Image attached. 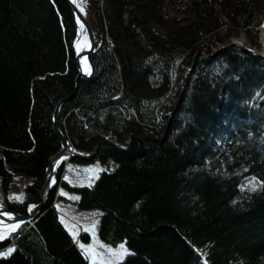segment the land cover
Segmentation results:
<instances>
[{
	"label": "trees",
	"instance_id": "obj_1",
	"mask_svg": "<svg viewBox=\"0 0 264 264\" xmlns=\"http://www.w3.org/2000/svg\"><path fill=\"white\" fill-rule=\"evenodd\" d=\"M83 1L103 37L75 88L65 0H0V205L25 213L37 202L63 96L59 126L74 149L98 145L66 166H116L87 185L60 180V164L34 226L0 239L13 247L0 264H90L51 206L58 187L101 210L100 238L129 247L116 264H264V59L237 46L209 58L234 29L258 37L264 0H189L182 18L167 0ZM220 123L233 130L225 147L212 140ZM14 171L31 177L22 200L8 195Z\"/></svg>",
	"mask_w": 264,
	"mask_h": 264
},
{
	"label": "rangeland",
	"instance_id": "obj_2",
	"mask_svg": "<svg viewBox=\"0 0 264 264\" xmlns=\"http://www.w3.org/2000/svg\"><path fill=\"white\" fill-rule=\"evenodd\" d=\"M81 3L79 7L82 13L90 20L91 27L94 32L96 45L102 40V30L99 26L96 16L93 15L92 10L86 7V3L80 0ZM189 0H167L168 12L170 16H177L178 18L185 17L186 11L184 9V3ZM264 23V17L262 24ZM261 24V25H262ZM261 25L258 27L259 35L257 38L249 36L240 29H234L229 33V35L224 39L223 42L217 43L211 46V50H216L221 46L228 44L230 42H238L251 49H254L262 54H264V31L261 29ZM153 30L160 35H166L169 33V29L162 25H153ZM263 34V35H262ZM110 45H112L111 40L107 39ZM205 55V52H202ZM213 56V55H211ZM219 127L224 129L225 135H222L220 139L213 137V143L217 144L219 147H225L230 139L226 133H233L230 124H219ZM216 136V135H213ZM108 138L115 139L110 133ZM106 138V137H105ZM215 138V139H214ZM0 143V152L2 148ZM116 164L113 161H108L106 163H100L98 161L92 162H71L69 166L63 167L64 173L61 175V179H65L67 176L82 175L81 178L77 180L80 184L90 185L94 182L96 177L102 171H112ZM69 174V175H67ZM56 177L53 178V184H55ZM31 182V177L19 172H13L12 181L10 188L8 190L9 198L12 200H22L24 196V189L26 184ZM63 195V197L53 201L51 206H54L57 210L59 216L63 219V222L75 239V243L80 248V251L84 255L86 261L90 264H116L124 259V257L131 253L129 247L124 241H118L115 243L107 242L100 238L98 234L99 219L101 215V210L97 207L93 208H82L77 204V195L75 193L69 192L66 188H57V193ZM22 223L11 224L7 226H0V239L3 238L8 233L15 231L16 228ZM87 235L86 240L80 238L81 233ZM13 250V247H8L4 250H0V257H5L9 255Z\"/></svg>",
	"mask_w": 264,
	"mask_h": 264
},
{
	"label": "water",
	"instance_id": "obj_3",
	"mask_svg": "<svg viewBox=\"0 0 264 264\" xmlns=\"http://www.w3.org/2000/svg\"><path fill=\"white\" fill-rule=\"evenodd\" d=\"M69 9L71 11L73 26H74V36L71 40V50L73 54L74 66L76 74L74 76L75 88L80 77H87L90 74V61L89 55L96 49V42L93 29L91 27L90 20L82 13L79 7V0H65ZM84 33L86 36V44L82 50H77L79 40L81 35ZM232 46H237L242 50L264 59V54L249 48L238 42H230L221 46L220 48L214 50L212 55L223 51ZM210 58V57H209ZM85 60L87 62L88 71L83 70L81 62ZM70 98L69 95L63 96L59 99L52 111L51 121L53 124L54 131L58 138V146L55 152L50 154L46 160V166L43 172L42 184L38 193V201L27 207L25 213H20L15 210H10L5 206L0 205V226H7L11 224L28 223V228L34 226L36 220L38 219L40 212L47 201L49 191L53 185V178L55 171L58 166L62 163L68 162L71 158L89 159L96 152L98 145H96L89 154L83 155L77 152L70 140L68 139L65 132L59 126V113L63 103ZM106 141L114 143L121 146L115 139L106 138ZM123 147V146H122Z\"/></svg>",
	"mask_w": 264,
	"mask_h": 264
},
{
	"label": "bare ground",
	"instance_id": "obj_4",
	"mask_svg": "<svg viewBox=\"0 0 264 264\" xmlns=\"http://www.w3.org/2000/svg\"><path fill=\"white\" fill-rule=\"evenodd\" d=\"M261 29H262V31H264V23L261 25ZM263 35V34H262ZM85 44H86V36L84 35V33L81 35V39L79 40V43H78V46H77V50H82L84 47H85ZM213 52H214V50L212 51V53H211V55L213 54ZM211 55H209V57L211 56ZM81 66H82V68H83V70H85V71H88V65H87V62L85 61V60H83L82 62H81ZM122 146V145H121ZM66 164H67V162L66 163H64V168H65V166H66ZM62 173H64V170H62ZM42 184V183H41ZM41 187V186H40ZM38 201V200H37ZM2 206V205H1ZM9 209V208H8ZM10 210H12V209H10Z\"/></svg>",
	"mask_w": 264,
	"mask_h": 264
}]
</instances>
